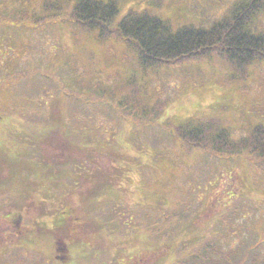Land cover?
Here are the masks:
<instances>
[{
	"label": "rangeland",
	"instance_id": "obj_1",
	"mask_svg": "<svg viewBox=\"0 0 264 264\" xmlns=\"http://www.w3.org/2000/svg\"><path fill=\"white\" fill-rule=\"evenodd\" d=\"M104 1L114 25L147 10L178 29L250 0ZM77 2L0 0L7 23L28 24L0 18V264H177L213 242L264 264V157L173 132L206 120L237 142L264 125V60L144 67L74 24Z\"/></svg>",
	"mask_w": 264,
	"mask_h": 264
},
{
	"label": "trees",
	"instance_id": "obj_2",
	"mask_svg": "<svg viewBox=\"0 0 264 264\" xmlns=\"http://www.w3.org/2000/svg\"><path fill=\"white\" fill-rule=\"evenodd\" d=\"M77 1L74 10L68 15L74 24L86 31L98 29L102 37L123 40L136 50L139 62L144 67H172L216 58L234 66L237 71L256 60H264V31H260L259 26L255 24L258 15L264 10V0H250L248 3L240 4L230 16L213 23L210 27L185 25L178 29L172 28L170 21L158 18L147 10L140 12L132 10L114 25L113 20L119 11L115 1ZM0 18L3 25L7 23L6 16L2 17L0 14ZM179 125L173 126L174 134L185 140L189 137L198 143H194L196 148L213 149L219 154L224 153L227 159L240 154L243 150L248 154V148H251V155H254L252 152L258 151L261 158L264 157V125L256 126L248 137H243L237 142L227 138V131L218 129L217 126L216 130L209 133L211 124L207 125L206 120L203 122L194 120V123L186 122ZM213 243L203 246V253L200 252L202 254L197 251L194 256L179 260L177 264H248L245 263L246 259L248 261V249L234 258L231 252L224 255L220 246ZM213 253L218 255L222 253V259L216 261Z\"/></svg>",
	"mask_w": 264,
	"mask_h": 264
}]
</instances>
